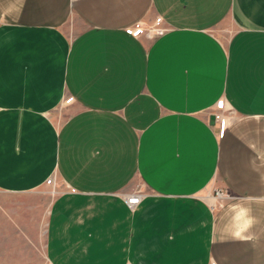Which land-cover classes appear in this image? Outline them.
I'll list each match as a JSON object with an SVG mask.
<instances>
[{"label": "crops", "instance_id": "0c3cea01", "mask_svg": "<svg viewBox=\"0 0 264 264\" xmlns=\"http://www.w3.org/2000/svg\"><path fill=\"white\" fill-rule=\"evenodd\" d=\"M0 264H264V0H0Z\"/></svg>", "mask_w": 264, "mask_h": 264}, {"label": "built area", "instance_id": "2783aa9c", "mask_svg": "<svg viewBox=\"0 0 264 264\" xmlns=\"http://www.w3.org/2000/svg\"><path fill=\"white\" fill-rule=\"evenodd\" d=\"M160 23H161V19L158 18V19L156 20V22H155V27L153 28L154 31H155L156 33H160V32H162V30H161L160 28H157V27L160 25ZM157 25H158V26H157ZM127 31H128V33L132 34V35L135 36V37H138L140 34L144 33V30H143L142 28L128 29ZM73 102H74V98L71 97V98L67 99L66 104H67V105H70V104H72ZM223 108H224V107H223V105H222V106L220 107L221 110H220L218 113H216V120H217L219 123H221L222 126H224V128H225V125L227 124V122H226V117H224V115H223V111H222ZM45 184H46V186H48V187L54 189V188H55V185H56L55 177H54V176L49 177V178L47 179V181H46ZM40 189H41V188L37 189L36 191H38V190H40ZM142 197H143V193H142V192H140V191H138V192H134V193H132V194H130V195H128V196L126 197V202H127L128 206H129L131 209H135V208L140 204V202H141V200H142ZM214 197H215L217 200H219V201H221V200L224 199V198H227V196L224 194V192L222 191V189H220V190H219V189L216 190V192H215V196H214ZM218 205H219V203H218ZM214 206H217V204L214 205Z\"/></svg>", "mask_w": 264, "mask_h": 264}, {"label": "rangeland", "instance_id": "374dc122", "mask_svg": "<svg viewBox=\"0 0 264 264\" xmlns=\"http://www.w3.org/2000/svg\"><path fill=\"white\" fill-rule=\"evenodd\" d=\"M56 190H59V188L57 187V188L52 189V188H49L47 186H44L43 188H41L40 190H38L36 192L46 198L47 205H48L50 203V201L52 200V197L54 196V194H56ZM42 196H40V198H42ZM207 198H208L209 202L217 203V200L214 199L212 196L210 198L209 197H207Z\"/></svg>", "mask_w": 264, "mask_h": 264}, {"label": "bare ground", "instance_id": "6f19581e", "mask_svg": "<svg viewBox=\"0 0 264 264\" xmlns=\"http://www.w3.org/2000/svg\"><path fill=\"white\" fill-rule=\"evenodd\" d=\"M211 196H209V198H210ZM214 198V197H213ZM214 199H216V198H214ZM217 200V199H216Z\"/></svg>", "mask_w": 264, "mask_h": 264}]
</instances>
